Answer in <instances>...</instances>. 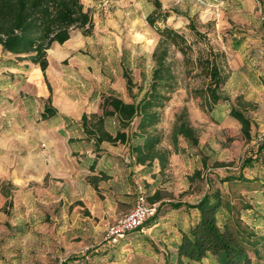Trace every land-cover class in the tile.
<instances>
[{"label": "rangeland", "instance_id": "1", "mask_svg": "<svg viewBox=\"0 0 264 264\" xmlns=\"http://www.w3.org/2000/svg\"><path fill=\"white\" fill-rule=\"evenodd\" d=\"M98 1L101 5L104 0ZM128 1L120 7L140 22L136 28L124 25L128 32L118 35L122 41L102 32L76 53L65 45H53L45 74L39 66L3 54L0 47V264H176L181 235L189 232L199 214L184 207L174 210L170 204H196L209 191L208 183L212 189L220 188L234 206L231 222L264 236V151L258 153L264 141V0H159L175 19L158 27L183 34L193 45L194 60L201 50L213 48L228 78L220 91L222 101L212 112L204 110L202 100L191 93L203 79L195 77L196 72L189 75L182 54L171 49L180 88L159 125L162 146L175 151L172 130L183 110L198 132L199 144L180 138L179 152L163 173L156 166L136 174L135 193L122 194L119 200L111 183L96 191L90 184L92 175L77 160L79 152L57 154L64 150L61 143L51 156L34 155L46 149L33 125L40 124L37 119L47 104L63 113L68 99L89 97L91 105L101 104L102 97L110 94L131 103L125 73L136 84L133 97L142 98L148 89L160 36L153 27L156 32L145 38L134 35L131 40L129 34L151 27L144 16L155 7V0H141L140 12L133 5L138 0ZM238 98L252 105L247 111L253 124L251 141L243 138L239 122L229 116ZM62 119L73 126L81 122ZM107 127L117 129L112 119ZM74 129L63 132L62 138L58 135L66 148L68 135H82ZM248 158L255 161L245 166ZM240 177L244 181H222ZM139 187L148 198L161 193L157 223L130 234L118 246L102 248L109 226L134 208ZM228 216L225 211L220 223ZM202 264L218 262L209 258Z\"/></svg>", "mask_w": 264, "mask_h": 264}, {"label": "trees", "instance_id": "2", "mask_svg": "<svg viewBox=\"0 0 264 264\" xmlns=\"http://www.w3.org/2000/svg\"><path fill=\"white\" fill-rule=\"evenodd\" d=\"M169 17V12L162 10V3L155 0V10L148 16L147 22L156 29L160 39L152 55L154 68L151 82L143 97L136 99L132 96L136 84L125 73L127 92L133 102L127 103L114 94L105 95L100 104L101 114L84 113L80 122L86 139L94 144L97 153L105 143L112 146L123 145L128 149L133 166L144 169L158 166L161 173L170 164L173 154L179 152L177 145L180 138L193 146L199 144L198 132L190 124L187 111L183 110L177 115L172 130L175 151L162 146L164 135L160 132L159 125L166 106L180 88L176 63L170 58L171 49L182 54L189 75L196 72L194 76L203 79V85L193 89L191 93L202 100L204 110L212 112L222 101L220 91L228 78L213 48L201 50L194 60L193 45L183 34L166 26L158 27V24L165 25ZM189 27L199 38L202 37L192 24ZM75 29L83 30L85 35H90L94 29L92 17L85 10L82 0H0V47L3 54L27 63L26 65L31 63L39 66L44 74L49 67L47 52L54 44L63 45L67 42ZM248 107L252 105L238 98L237 105L231 108L229 116L239 122L243 138L251 141L253 124L247 115ZM56 115L57 110L47 104L42 118ZM109 119L116 124L115 132L107 127ZM263 151L264 141L259 146L258 153L262 154ZM258 159L259 156L255 158ZM255 160L248 158L245 166L251 165ZM100 175L90 178V184L96 191L99 190V183L107 180V176ZM197 175L200 173L197 172ZM243 179L226 178L222 181H244ZM208 186L209 191L196 204H170L174 210L184 207L196 210L199 214L189 232L181 235L176 264H202L209 258L216 259L218 264H253L254 260L259 263L264 261V236H258L239 222H231L234 219V206L225 200L220 188L212 189L210 183ZM147 200L150 204H156L161 202L162 195L156 191ZM160 206L161 204L158 205L155 216L135 232L145 227L151 228L157 223ZM225 211L229 216L221 224L219 219ZM102 248H96L97 252Z\"/></svg>", "mask_w": 264, "mask_h": 264}, {"label": "crops", "instance_id": "3", "mask_svg": "<svg viewBox=\"0 0 264 264\" xmlns=\"http://www.w3.org/2000/svg\"><path fill=\"white\" fill-rule=\"evenodd\" d=\"M140 1L141 0H138L133 4L136 7V10L139 12L140 9L142 10V4ZM128 2V0H112L113 12L109 15H104L100 9V1L82 0L85 10L88 11L92 17L94 25L93 32L90 35H85L83 30L75 29L71 32L70 39L67 42H65L63 45L57 43L54 45H65L68 51L76 53L81 51L85 47L86 43H91L93 38L102 32L113 34L118 39V41H122L118 38V35L121 36L123 32H128L127 28H124V25L125 27L132 25L133 28H136L140 22V19L137 16L130 19L129 16L125 14V11L122 10L121 7H123V5L127 4ZM160 2L162 3V1ZM154 10L155 7H152V9L144 16L146 21L148 16ZM162 10L164 12L172 13V11L166 10L163 4ZM169 19L175 18L170 15ZM148 32L156 31H154L152 27H149L145 30L132 29L129 34V39L132 40L134 35L145 38L148 36ZM117 43L118 45H121V42ZM68 101L64 105L65 108L63 113L58 111L57 108L53 106L57 110V115L55 117L43 119L42 114L45 108L41 111L40 118L37 119H40V124L38 125L35 123L33 128H36L39 131L40 137L45 141L44 143L46 149L42 153L34 155L51 156L52 151H55L57 145L61 143V145L64 146V150H62V153H60V150L56 149V152L59 156L66 155L68 152H70V154L79 152L81 156L77 160L83 165V170H88V173L91 174L92 177L101 176L100 174L107 176V180L101 181L99 183V188L102 187V184L111 183V187L114 190L113 194L117 195L119 200L122 194L131 195L135 193L133 179L139 171H144V168L135 167L131 164L128 149L123 145L112 146L108 143H105L102 145L101 151L97 153L95 151L94 144L86 139L81 127V123L77 124V126H73L71 125L72 122H70L68 119H66V121L62 119L63 117H73L77 119V121H81V117L84 113L100 114V104L96 103V105L93 103L91 105L89 102V97L81 98V100L68 99ZM73 129L81 130L82 135H68L66 141L68 148H66L59 137L62 138V133L65 131L68 134L73 132ZM45 176L46 174L43 173L42 178Z\"/></svg>", "mask_w": 264, "mask_h": 264}, {"label": "built area", "instance_id": "4", "mask_svg": "<svg viewBox=\"0 0 264 264\" xmlns=\"http://www.w3.org/2000/svg\"><path fill=\"white\" fill-rule=\"evenodd\" d=\"M112 8L111 0H104L100 9L104 15H109ZM158 204H150L147 194L139 187L134 208L109 226L102 244L103 248L115 247L125 241L130 234L141 228L151 217L155 216Z\"/></svg>", "mask_w": 264, "mask_h": 264}]
</instances>
